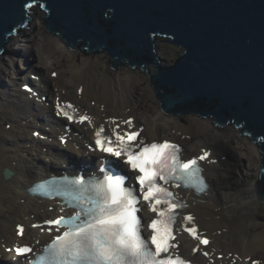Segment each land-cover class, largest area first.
<instances>
[{
    "label": "bare ground",
    "instance_id": "obj_1",
    "mask_svg": "<svg viewBox=\"0 0 264 264\" xmlns=\"http://www.w3.org/2000/svg\"><path fill=\"white\" fill-rule=\"evenodd\" d=\"M39 12H42L44 16L43 10ZM33 18L35 19L34 14ZM47 28L44 22L36 20L31 28L24 31L22 41L27 43L26 46L18 51L12 47L7 48L4 44L0 51V55L2 51L5 52L0 56V242H30L35 249H39L50 238H53V243L57 237L64 234L61 230L52 231L38 223L47 222L57 215L71 212L61 207L59 202L47 201L28 194V187L33 182L42 180L40 175L46 172L34 170L32 154L38 151L42 154L50 152L51 160L56 162L57 168H61L64 165L68 166L66 159H69L74 153L85 163L83 167H85L86 174H90V169L95 167L92 163L93 160L98 166L100 159L103 158V155L97 152L92 153L88 149L92 133L83 131L79 126L76 127V132L79 131L80 135L77 136L73 132L65 147L60 141L57 143L58 135L65 133V121L54 116L57 111L54 100L56 96L76 103L80 117L87 116L89 118L87 121L89 125H92L93 132L99 125H105L112 134L137 131L141 132V136L145 138H147V134L154 138L160 135L161 125L170 119L160 110V105H155L156 95L148 84L140 83L143 81L140 76H133V73L124 72L121 68L110 72L109 68L104 65H102L105 67L104 72H98L95 68L100 61L99 57L93 59L81 53L79 49H71L60 34L52 33L53 31L50 32ZM17 37V35L11 37V40L17 41ZM180 49L182 50V48ZM17 64H20L21 68L23 67V74L28 72L23 82L21 81L23 77L19 73L20 69L16 67ZM55 72L59 73L56 79L49 77ZM148 74H150V70ZM134 78L138 80H134ZM131 80L136 81L137 84L129 85ZM33 81H37L41 85L37 89L41 93L40 97L48 96L49 99L46 102H43L42 99L38 103L21 91L22 86L25 84L30 86V83H34ZM10 85L13 87L9 88ZM39 119L41 120L39 121ZM140 119H143L145 123ZM5 121L6 124L12 125L11 128L21 129L24 133L26 129H29L30 138L23 133L15 135H12V132L7 133ZM129 121L130 123H128ZM170 121L172 122L170 126L174 124L172 127L174 131L170 133L177 134L180 138L188 137L190 140L191 145L186 146L183 151L184 159L198 155L200 149L207 150L212 154V163L204 165V174L209 184L208 192L197 196L192 191H180L190 204L187 213H194L196 217L195 223L193 219V224L197 226L199 235L210 240L208 249L216 250V254L246 251V253L255 252L264 255V228L263 223L259 220L261 216L254 208H250L243 214L237 213L232 205L223 201L222 203L217 193L218 185L223 180H229L231 174L233 177V170L230 166L231 156L232 160L248 158L255 162L260 156V150L256 145L248 143L246 147L248 153L243 151L242 156L237 157L228 145L225 146L226 144L222 143V135H226L225 133L215 134L214 143L210 144L208 136L210 131L203 132L202 130H205L203 126L200 127V130V128L184 127L173 122V118ZM2 123H4V127H2ZM33 126H35L33 129L38 131L31 130L30 128ZM40 128L43 129L42 133ZM35 131L36 139L33 138ZM9 135H12V139L7 143ZM230 136L233 137L234 143L241 144L242 142V145H245L246 139H240L234 133H231ZM22 140H26L29 146H25ZM160 140L151 139L147 142ZM5 171L11 172L12 175L7 178ZM250 171H247L246 174ZM102 178L106 177H100V179ZM124 178H127L128 181L122 187L133 190L134 179L132 176L126 174ZM104 181L105 179L96 182ZM251 195L254 198L256 196L254 191L251 192ZM21 201L24 204H21ZM150 217L152 216L150 215ZM86 218L88 219V217ZM28 219H35L34 224L41 227L37 228L33 223L27 224ZM17 221H24L28 227L25 229L22 239H19L15 233ZM43 228L50 233H42ZM23 239L28 241H23ZM193 242L182 240L179 247L189 260H195L191 245H195V248L201 246L198 240L194 239ZM3 243L5 242L0 243V256L3 259L2 262H5L4 264H26V261L23 260L16 262L10 260L15 255L8 254V248L11 247L9 244ZM236 258H232V260Z\"/></svg>",
    "mask_w": 264,
    "mask_h": 264
},
{
    "label": "water",
    "instance_id": "obj_2",
    "mask_svg": "<svg viewBox=\"0 0 264 264\" xmlns=\"http://www.w3.org/2000/svg\"><path fill=\"white\" fill-rule=\"evenodd\" d=\"M40 4L48 30L69 46L106 50L112 67L153 65L150 83L166 113L213 118L222 128L235 122L259 141L264 201V0H0V51L30 20L29 5ZM160 37L182 48L172 66L155 51Z\"/></svg>",
    "mask_w": 264,
    "mask_h": 264
},
{
    "label": "snow or ice",
    "instance_id": "obj_3",
    "mask_svg": "<svg viewBox=\"0 0 264 264\" xmlns=\"http://www.w3.org/2000/svg\"><path fill=\"white\" fill-rule=\"evenodd\" d=\"M57 108L59 114L68 119L73 118L59 104ZM88 119L87 116H82L80 122ZM102 132L103 129H100L96 133L97 146L102 152L115 157L126 156L125 163L140 173L136 180L139 182L143 199L149 203L150 210L158 214V218L149 225L152 229L150 243L140 235V219L136 215L139 211L136 207L139 200L132 190L122 187L121 179L109 176L96 186L99 198L94 202V207L87 210L88 219L80 224L67 222L69 230L63 236L57 237L49 246L54 250L53 255L57 257L56 264H187L171 251L176 247L171 243L175 240L173 225L176 222V210L182 205L174 201L173 193L161 186L158 180L164 184L170 179L184 180L186 183L195 180L202 184L197 159L182 161L178 155L179 147L167 141L143 146L137 152L131 142L137 139L138 133L117 134L113 146L110 138H101ZM207 155L205 152L198 159L203 160ZM78 183L84 184L83 179ZM160 205L166 207L161 208ZM79 218L78 212L73 219ZM185 219L188 222L193 221L192 216ZM62 220L63 218L48 223L59 225ZM23 231L21 226L19 233L22 235ZM185 231L201 244L209 243L206 238L198 235L194 226L185 227ZM15 251L18 255H25L32 252V248L18 247ZM204 255L209 254L205 252Z\"/></svg>",
    "mask_w": 264,
    "mask_h": 264
},
{
    "label": "rangeland",
    "instance_id": "obj_4",
    "mask_svg": "<svg viewBox=\"0 0 264 264\" xmlns=\"http://www.w3.org/2000/svg\"><path fill=\"white\" fill-rule=\"evenodd\" d=\"M33 14L35 15V19L33 18ZM30 16L32 17V21L29 23V25H26L24 27L18 26V28L14 32V34L11 35V37H15L17 35L18 36L17 41H12L11 37H8V38H10V40L5 42L7 48L12 47L15 50L17 49L18 51H20L22 49V47L27 45V43L25 41H22L24 31H26V29L31 28L34 25V22H36V20H39L43 23V20H42L43 13L39 12L38 9L35 8V9L31 10ZM46 28H47V26H46ZM38 37L41 38L40 36H38ZM157 40H159V41L155 42V50H156L159 58L161 59L162 64H164L166 66L174 65L175 61L181 55L182 50L180 48L176 47L175 45L169 43L168 41H164L166 39L157 38ZM81 53H83V52H81ZM83 54H85L88 57H92L93 59H95V57H99L100 61H98L97 68H95L98 72L101 71L103 73L105 70V67H108L110 72H115L117 69L121 68V69H123L124 72L130 71L131 73H133V76H140L143 79V81H141L140 83H143L146 85L148 84L151 87V89L153 90L154 94L156 95L157 101H155V105H158V106L160 105L158 93L153 88L151 83L149 82L150 81L149 75L157 72V70L155 69V67L153 65H146L145 70H144V68H143V70L133 69L131 67H127L126 64H124V63L121 66L118 65L117 67H112L111 66V57L104 51H101V53L100 52L90 53L89 55H87L86 53H83ZM98 54H100V55H98ZM107 59L109 60V62ZM32 61H33V59H32ZM102 65H104L105 67H103ZM16 67H17V69L18 68L22 69L20 64H17ZM149 70H150V74H148ZM108 73H109V71H108ZM134 80H138V79L134 78ZM134 80H131L130 83L129 82H126V83H129V85L130 84L135 85V84H137V82ZM5 83H7V81H5ZM12 87L13 86H11V85L9 86V88H12ZM73 91H75V89H73ZM135 97H136V95H135ZM5 103H7V102H5ZM160 110L163 111L167 117H170V119L173 118V122L179 123V124L183 125L184 127H191V128L199 129L201 126H203V129H205V130H202L203 132L210 131L208 133L209 134L208 136L210 137L209 138L210 144L214 143V138H215L214 135L215 134L225 133L226 135H222L223 136L222 143H225L226 144L225 146L228 145L230 147L231 151L233 152V154L235 153V155L237 157L242 156L241 154L243 153V151L248 153L247 152L248 149H246L248 143H250L252 145H256L254 142H252L248 138L240 137L239 134H240L241 129L239 131H237L233 128H226V129L221 130V129L215 127V125L213 124L211 119L205 120L203 118L193 116L194 114L180 113V114L171 115V114L166 113L161 108H160ZM196 118H198V119H196ZM170 119H169V121H167V123H164L163 125H161L160 135L158 137H154L152 139H158V140L159 139H174L175 141H177V143L184 145L185 147L190 146L191 144H190L188 139H182V138L178 137L177 134L173 135L172 133H170L171 131H174V130H172V127L174 124L170 126V123H172L170 121ZM140 121L145 123L143 119H140ZM2 122H4V121H2ZM2 124H3L2 127H4V123H2ZM5 124H6V121H5ZM9 126L10 125H8V124L5 125L7 133H11V132L15 131L14 134H22L23 133L25 136L30 138L31 133H30L29 129H26L25 130L26 132L24 133L21 129H18V128L17 129H14V128L11 129V128H9ZM33 128H35V126L31 127L30 129L32 130ZM35 130L38 131L37 129H35ZM200 130H201V128H200ZM231 133L236 134V136L239 137L240 139H246V141L244 143L245 145L243 146L242 142H241V144L236 143V142L234 143L233 137L230 136ZM35 135H37V134H35ZM7 138H8L7 143H9L10 139H12V137L7 136ZM150 138L151 137H149L148 139L151 140ZM22 142L25 146H29V145H27L28 143L26 140H22ZM241 147L243 148V150ZM257 148H258V150L260 149L258 146H257ZM32 155H33L32 167L34 168L35 171L43 170V172H45L48 169H52V170L57 169V167L55 166L56 165L55 161H51L50 152L48 154L47 153L42 154L40 151H38V152H34ZM71 157L72 156H70V161L72 162V166L70 168H65L67 170H73L74 164L76 163L74 157H72L73 159ZM75 157H76V154H75ZM77 158H79V157L77 156ZM230 161H231L230 166L233 170V177L231 174L229 176V180H223L217 187V191H218L217 193L219 195L221 202L223 201L225 203H229V205H232L236 209L237 213H239V214L246 213L250 210V208H254L257 211V213L261 216L259 220L261 221V223H263V228H264V202H262L258 198V194L256 192V189H257L256 184H257V182H259L258 179L260 177V171L262 169V163H263V158H262L261 153H260V156L257 157V159L255 160V162L251 159H248V158L243 159V160H241V158H238V159L234 158V160H232V156L230 158ZM249 170H251L250 173L246 174V172ZM43 177H45V175ZM252 191L255 192V195H256L255 198L251 195ZM21 204H24L23 201H21ZM190 216H192V215H190ZM192 217H193L194 223H195L196 217L194 216V213H193ZM33 221H35V219H33V220L28 219L27 224L33 223V225H35ZM18 224L21 226H24V227L26 225V224H24V221L18 222ZM26 227H27V225H26ZM184 241H189V240L187 238H185ZM223 253H225V252H223ZM220 254H222V253H220ZM202 255L203 254H198V256L200 258ZM260 255L262 257H264L263 254H260Z\"/></svg>",
    "mask_w": 264,
    "mask_h": 264
},
{
    "label": "clouds",
    "instance_id": "obj_5",
    "mask_svg": "<svg viewBox=\"0 0 264 264\" xmlns=\"http://www.w3.org/2000/svg\"><path fill=\"white\" fill-rule=\"evenodd\" d=\"M34 5H37V3L36 4H34ZM38 9L39 11L40 10H43L44 11V8H43V6H42V4H40V6H35V7H33V5L31 6V7H29V11L27 12V17H31L30 16V12H31V10H33V9ZM46 14H44V16H45ZM42 20H43V18H42ZM32 21V17L30 18V20H26V23H27V25H29V23ZM44 22V21H43ZM45 23V22H44ZM17 30V29H16ZM15 30V31H16ZM52 33H54V32H52ZM12 35V34H11ZM160 38H163V37H160ZM163 39H166V38H163ZM155 40H157V38L155 39ZM167 40V39H166ZM156 42V41H155ZM174 45V44H173ZM176 46V45H175ZM177 47V46H176ZM156 51V50H155ZM99 52V51H98ZM159 57V56H158ZM160 59V58H159ZM161 60V59H160ZM161 63H162V61H161ZM121 66V65H120ZM146 66V65H145ZM172 66V65H171ZM137 69H141V70H143V68H137ZM156 69V68H155ZM233 126L234 127H231V128H233V129H237V131H239L240 129H242V127H236L235 126V122H233ZM244 135V137H246V138H248L249 140H251L252 141V139H251V137L247 134V133H244L243 134ZM248 137H247V136ZM253 142V141H252ZM255 143V142H254ZM257 146H258V144H259V141L258 142H256L255 143ZM259 147V146H258ZM260 148V147H259ZM260 150V149H259ZM261 153V152H260ZM38 198H40V197H38ZM42 199V198H41ZM45 200V199H44ZM47 201H49V200H47ZM52 202H55V201H52ZM38 224H42V223H38ZM35 226H36V224H35ZM50 233V232H49ZM52 233V232H51ZM16 259V257H14V258H12L11 260H15ZM3 260V259H2ZM1 260V261H2ZM5 263V262H4Z\"/></svg>",
    "mask_w": 264,
    "mask_h": 264
},
{
    "label": "trees",
    "instance_id": "obj_6",
    "mask_svg": "<svg viewBox=\"0 0 264 264\" xmlns=\"http://www.w3.org/2000/svg\"><path fill=\"white\" fill-rule=\"evenodd\" d=\"M247 136V135H246ZM248 137V136H247Z\"/></svg>",
    "mask_w": 264,
    "mask_h": 264
}]
</instances>
